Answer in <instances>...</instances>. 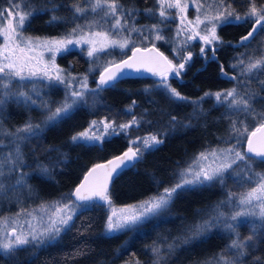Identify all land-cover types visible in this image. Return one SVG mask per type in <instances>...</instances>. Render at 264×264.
Segmentation results:
<instances>
[{
  "label": "snow or ice",
  "instance_id": "6c2138e0",
  "mask_svg": "<svg viewBox=\"0 0 264 264\" xmlns=\"http://www.w3.org/2000/svg\"><path fill=\"white\" fill-rule=\"evenodd\" d=\"M47 3V8L34 10V6L29 3V10L22 14L17 13L15 22L11 18L15 9L0 10V25L6 23V26L0 27V113L6 110L9 103L28 109L35 107L42 112L39 122H34L29 116L23 125L11 131L3 128L4 121L0 118V135L8 137L10 145L9 147L0 140V148H8L4 165L0 166V177H3L4 181L15 180L17 185L26 186V177L29 174L24 170L25 156L22 145L25 141L40 138L46 128L69 118L78 107H94L102 103L101 93L106 89L115 88L122 79L147 78L149 74L158 79H153L152 85L145 86L142 91L151 94L153 90H160L170 103L190 104L192 113L189 121L206 115L202 107L206 98L214 97L216 107L225 106L227 110L222 114V118L229 121V126L228 135L222 139L228 146L201 151L198 156L193 157V163L174 173L172 182L162 191L160 185L163 181L152 176L157 191L147 199L125 206L118 214L112 206L111 183L124 172L135 168L145 152L154 150L163 143L162 139H158L159 133L133 140L135 148L129 147L127 151L108 159L106 163H96L87 168L82 181L71 193L64 194L59 200L41 202L35 209L21 208L14 217H0V250L5 256H11L16 250L25 247L37 249L51 245L60 239L62 232L71 231L74 217L105 205L112 210L106 217L104 233L115 236L125 231H135L160 217L176 200L191 192L216 184L226 187V175H229L255 183V187L239 194L234 203V208L239 210L231 213L222 210L226 209L229 203H233L237 196L235 192H226V200L213 206L208 218L199 223L181 225V234L173 238L171 243H166L163 251L159 244L154 242L150 248L153 254L151 264H166L167 257L171 256L178 246L190 247L221 225L230 234V243L211 259L197 261L196 264H244L247 250L256 236V218H259L258 223L264 229V173L253 170V164L257 161L264 163V111L258 112L252 105L253 94L242 93L236 86L215 93L205 92L203 96L193 100L172 87L168 81L170 76L180 77L191 61V41L201 42V58L217 62L216 53L226 43L235 48H250L257 35L264 33V3H261L258 9L254 0H249L251 7L241 14L233 7V0H191L195 14L193 19H189V0H156L158 9L148 8L143 11L147 17L154 18L157 22L137 26L135 18L139 11L135 8L126 10L120 0H84L83 5H63L70 7L72 12L74 26L69 32L59 37L24 35L26 23H30L35 14L49 13V23L61 20V17L56 15L58 5L55 0H47ZM12 4L15 5L16 0H12ZM170 9H174L175 13L169 12ZM5 16L9 17L6 21ZM81 19L84 23L78 22ZM176 19L179 23L174 34L166 36L164 28ZM249 22L250 30L236 44L224 41L218 33V29ZM157 42L173 45L172 58L157 47ZM75 46H87L81 50L86 51L90 66L81 76H73L56 63L57 54H68ZM115 49L120 50L121 58L118 61L106 59L103 65L97 63L101 56L109 57ZM185 51L187 55H183ZM208 53H211L210 57ZM234 60L236 62L230 63L229 67L238 69L239 75L246 79L252 77L255 72V78L264 90V80H259V75H264V52L259 55L241 53L240 56L234 57ZM98 69L100 70L96 87L90 88L88 74ZM220 69L222 76L237 80L236 75L229 76L224 71L223 64H220ZM26 81L30 84L24 83ZM37 82L63 85V99H40V93L36 90ZM133 106L135 101L125 112L132 115ZM160 114L170 117L164 124V129L175 131L178 128L193 127L190 122L178 120L163 109ZM147 115L149 114L145 110L139 120L133 115V119L127 123H116L115 120L109 122L107 119L92 120L89 128L72 135L69 143L84 148H100L102 142L118 136L121 132L126 133L133 125L153 123L145 118ZM230 141L234 142L229 143ZM43 151H54L58 155L49 165L37 163L35 170L41 174L51 176V169L68 161L67 154L58 146H48L43 148ZM210 158V163H204ZM4 167L7 172L3 170ZM2 186L0 184V187ZM37 212L42 215L37 216ZM21 216L31 218L25 220L28 225L26 229L19 222ZM240 223L252 225L253 230L246 240L239 236ZM135 264H140V261L137 260ZM253 264H264V260L256 257Z\"/></svg>",
  "mask_w": 264,
  "mask_h": 264
},
{
  "label": "trees",
  "instance_id": "16d2710c",
  "mask_svg": "<svg viewBox=\"0 0 264 264\" xmlns=\"http://www.w3.org/2000/svg\"><path fill=\"white\" fill-rule=\"evenodd\" d=\"M10 1L0 0V10L5 11L9 8ZM254 2L256 5L260 4L258 3L260 1ZM30 3L34 8L48 7L47 0H33ZM55 3L58 5L56 15L61 17V20L49 23V13L35 14L31 17L30 23H26L24 33L29 36L59 37L71 30L74 26L71 8L63 5L75 3L83 5L84 0H55ZM120 3L126 10L135 8L139 11L135 18L138 26L156 23V19L147 17L143 11L148 8L155 9L156 0H120ZM78 22L84 23L83 19ZM249 28V24H240L218 29V33L224 41L236 44ZM260 39L264 41V33L258 34L251 47L247 49L231 47L227 43L222 45L216 53L218 62L211 59L202 61L198 55H193L181 76L171 77L168 82L184 96L193 100L203 96L205 92H217L236 86L242 93L253 94L252 105L258 112L264 111V90L255 78L256 73L254 72L252 77L246 79L239 75L238 69L229 67L230 63L236 62L234 57L240 56L241 53L250 55L258 53L261 45L264 47ZM165 46L163 42H157V47L167 55L168 49ZM108 58L119 60L120 50H112L111 56H101L99 60L105 61ZM56 61L63 69L79 73V75L87 72L90 66L89 58L82 50H72L65 55L60 54ZM220 64H223L224 71L229 76L236 75L237 80H229L222 76ZM93 76L91 75L90 78L88 75V82L94 83ZM152 78L148 76L147 78L122 79L115 88L106 89L101 93L102 103L94 107H78L69 118L46 128L40 138H30L25 141L22 145L25 156L24 170L29 174L26 177V186L17 185L15 180L4 181L3 177H0V184L3 185L0 187V215L13 211L17 207H33L41 202H49L71 193L87 168L127 147V139L123 134L102 142L100 148L71 145L70 137L85 129L92 120L104 118L119 123L132 120L133 115L139 120L146 110L149 115L145 118L152 120L153 123H141L139 126L132 127L130 131L135 134L159 133L158 139L163 140L156 149L145 152L143 159L136 164L135 168L124 172L111 183V199L115 204L132 203L154 194L157 189L152 182V176L163 181L160 185L162 190L172 182L174 173L187 165L189 159L196 153L227 145L222 139L228 135L229 126V121L222 118V114L227 110L225 106L216 107L213 98H206L202 104L206 115L189 121L192 113L190 104L170 103L160 90H153L151 94L142 91L145 86L152 85ZM259 80H264V75H259ZM53 88L57 86L44 87L40 97L50 101L60 100L59 91L52 90ZM133 101L135 106L131 108L132 115H129L125 109L132 106ZM161 109L178 120L190 122L193 127L178 128L175 131L164 129L163 126L170 117L169 115L161 116ZM29 116L34 122H39L42 112L35 107L28 109L9 103L6 110L0 113V118L4 121L3 128L8 131L23 125ZM0 140H3L5 145H9L8 137L0 135ZM48 146L60 147L68 157L66 164L51 169V176L35 170L37 163L49 165L55 161L58 155L56 152L43 151V148ZM7 151L8 148H0V166L4 165V156L7 155ZM259 165L264 166V163L259 162ZM3 170L7 172L6 167ZM225 184L227 186L229 183L225 181ZM204 188L208 191L206 197L191 192L171 205L169 211L174 214L171 222L153 219L135 231H125L111 236L104 233L107 209L105 206L97 207L74 217V226L71 231L62 232L60 239L51 245L37 249L25 247L16 250L11 256H5L0 251V264H123L137 260L145 264V259L152 255L151 246L164 231H169L180 223L194 222V215L199 208L203 207L205 217L209 216L213 206L224 201L220 196L228 191V188L222 185H219L217 190L211 186ZM84 229L87 230L84 231ZM218 231L224 230L213 229L200 242L190 247L179 246L171 257V263L196 264L197 261L211 259L215 254L222 252L229 242V237L226 233ZM259 243L255 249L248 251L244 264H253L256 257L264 260V236Z\"/></svg>",
  "mask_w": 264,
  "mask_h": 264
},
{
  "label": "rangeland",
  "instance_id": "374dc122",
  "mask_svg": "<svg viewBox=\"0 0 264 264\" xmlns=\"http://www.w3.org/2000/svg\"><path fill=\"white\" fill-rule=\"evenodd\" d=\"M30 1L32 2L33 0H16V4L14 5V4H12V0L10 1L11 2V5H10V7L9 8H7V9H5V11H11V10H13V9H15V11H13V14H12V19L14 20V22H15V18H16V16H17V13H23L24 11H26V10H29L28 8H27V5L30 3ZM247 1H249V0H233V6H234V8L237 10V12L238 13H241V14H243L245 11H247L251 6H249V7H245V3L247 2ZM255 1V0H254ZM257 1H260V2H258V3H264V0H257ZM189 3H190V7H189V9H188V12H187V16H188V18L189 19H193L194 18V14H195V10H194V8L191 6V0H189ZM31 4V3H30ZM32 4H34V2L32 3ZM31 4V5H32ZM17 5H18V7H17ZM257 6V8L259 9L260 8V5H256ZM159 8V4H157L156 3V6H155V9H158ZM35 8H33L32 10H34ZM169 12H171V13H175V10L174 9H170V10H168ZM9 17H7V16H5V21L8 19ZM96 19H99V17H96ZM83 22H84V20H83ZM156 22H157V20H156ZM154 22H152L151 24H153ZM178 23H179V21H178V19H176V20H174V21H171L170 23H169V25H168V27L167 28H164V34L166 35V36H172L173 34H174V32H175V30H176V27H177V25H178ZM151 24H148V25H151ZM245 25H247V24H249L250 25V28H251V23L249 22V23H244ZM2 26H6V23L4 24V25H0V27H2ZM137 26H138V24H137ZM163 27V26H162ZM250 28H249V30H250ZM248 30V31H249ZM70 31V30H69ZM68 31V32H69ZM24 35H26V36H29V35H27V34H25L24 33ZM260 41L262 42L263 40L262 39H260ZM166 46V49H168V54H167V56H169V58H172V52H171V47L173 46V45H169V44H166V43H164ZM200 46H201V42L200 41H191V42H189V50L192 52V56L193 55H198L200 58H201V55H200ZM87 46H75L74 48H73V50H81L82 48H86ZM84 53H85V55H86V51H83ZM261 52H264V47H263V45H261V48H260V50H258V53H255L254 55H259ZM188 53H187V51H185L184 53H183V55H187ZM210 54L211 53H208V56H210ZM47 55V54H46ZM58 55H60V54H57V56ZM87 56V55H86ZM108 59H112V58H108ZM201 60L202 61H206L205 59H203V58H201ZM56 63H57V61H56ZM97 63L98 64H100V65H103L104 63H105V61H103V60H98L97 61ZM58 64V63H57ZM60 66V65H59ZM61 67V66H60ZM62 68V67H61ZM99 70L100 69H98L96 72H93V73H90V74H88V75H90V78H91V75H94L93 76V79H94V83H91V82H88V86L90 87V88H95L96 87V83L98 82V79H99V75H98V73H99ZM66 72H70L69 70H66ZM73 76H81V75H83V74H85V73H83V74H81V75H79V73H72V72H70ZM169 78H171V76L169 77ZM152 79H158V78H152ZM24 83H26V84H30V82H24ZM47 82H43V83H40V82H37V91L40 93V95H42L41 94V91L42 90H44V87L46 88V87H55V86H57V88H53L52 90H55V91H59V95H60V100H62L63 99V96H64V91H65V89H64V86L63 85H47ZM59 87V88H58ZM231 88H233V87H229V88H227V89H225V90H230ZM222 91V90H221ZM212 93H215V92H212ZM57 97V96H56ZM40 99H42L41 97H40ZM60 100H58V101H60ZM213 100H214V97H213ZM38 102H39V99H38ZM41 118H42V116H41ZM101 120H105L104 118L103 119H97V121H101ZM129 121H131V120H129ZM129 121H127V122H129ZM91 122V121H90ZM90 122H89V124H88V126L85 128V129H83L82 131H85L86 129H88L89 128V125H90ZM109 122H111V121H109ZM127 122H119V123H127ZM136 125H133L132 127H135ZM131 127V128H132ZM131 128H129L127 131H126V133L125 132H121L120 134H123L124 136H126V139H127V147L126 148H124L122 151H124V150H126V149H128L129 147H133V148H135V146L136 145H134L133 143H132V141L133 140H138V138H144V137H149L150 135H153V134H135V132H131L130 131V129ZM119 134V135H120ZM234 141H231L230 143H233ZM228 146V144L227 145H225V146H216L215 148H217V147H227ZM246 147V144L244 145V148ZM212 149V148H211ZM211 149H207V150H211ZM121 151V152H122ZM202 151H204V150H202ZM201 152V151H200ZM200 152H198V153H196L193 157H195V156H198V154L200 153ZM120 153V152H119ZM118 154V153H117ZM116 155V154H115ZM114 156V155H113ZM193 157L191 158V159H189V161H188V163H187V165H185V166H183V167H181V168H185V167H187L189 164H191V163H193ZM211 162V158L208 160V161H204V163H210ZM262 165V164H261ZM261 165H259V161H257V163H255V164H253V170H254V172H259V173H264V166H261ZM254 180H255V177L253 178ZM225 181H227L229 184H227V186H226V189L228 188V191H226V192H229V191H231V192H235V193H237V196H236V198L234 199V201H233V203H229L228 205H227V208L226 209H222V210H225L227 213H231V212H233L234 210H239L238 208H234V203H235V201L236 200H238V198H239V194L240 193H243V192H246V191H248V190H250L252 187H255V183H252V182H248V181H242V180H240L239 178H237V177H234V176H229V175H226V180ZM213 189H215V190H217L218 189V187H219V185H214V186H211ZM75 188V187H74ZM74 190V189H73ZM163 190V189H162ZM161 190V191H162ZM192 193H195L196 195H199V196H203L204 195V197H206L207 196V194H208V191L203 187L201 190H199V191H194V192H192ZM222 199H224V200H226V193H224V194H222V196H220ZM60 198H57V199H55V200H52V201H49V202H55V201H57V200H59ZM72 199L74 200V198L72 197ZM144 199H147V197L146 198H143V199H140V200H138V201H135V202H132V203H127V204H115V203H113L112 204V206H113V208L117 211V213L119 214L120 213V210L122 209V208H124L125 206H127V205H130V204H133V203H136V202H139V201H141V200H144ZM40 204V203H39ZM39 204H37V205H35V206H33V207H29V208H27V207H17L15 210H13V211H9V212H7V213H5V214H2V215H0V217H14L15 216V214L17 213V211L19 210V209H21V208H27V209H35V208H37L38 207V205ZM105 207H106V209H107V215H110L111 214V210L112 209H110L107 205H105ZM170 209H168L167 211L168 212H165V213H163L160 217H158V218H156V219H159V220H161V221H164V222H171L173 219H174V214H172L170 211H169ZM173 213H174V211H173ZM36 215L37 216H40V215H42V213H39V212H37L36 213ZM195 218H194V222H190V224H193V223H199V222H201V220L202 219H206V218H208L209 216H206L205 217V212H204V210H203V207L202 208H199L197 211H196V213H195ZM107 217V216H106ZM175 218H177V216H175ZM29 219H31L30 217H26V216H21L20 218H19V222H20V224H23V226H24V228L26 229L27 227H28V225H27V223H25V220H29ZM45 219H47V217L45 216ZM256 220H257V223H256V227H255V232H256V236L253 238V241L251 242V244H252V246H250L249 248H248V250L247 251H249V250H253V249H255L257 246H258V243H259V241L263 238V236H264V229H262L261 227H260V225H259V223H258V220H259V218H256ZM33 223H36V221H32ZM106 222V221H105ZM184 224H188V223H180L178 226H173L172 228H170L169 229V231H164V233L162 234V236H160L155 242L156 243H158L159 244V246L161 247V249H162V251H163V249H164V247H165V244L166 243H171L172 242V239L173 238H175L176 236H178V235H180L181 234V231H182V229H181V225H184ZM104 226H105V224H104ZM216 229H218V230H224V231H218V232H224V233H226L227 235H228V237H230V234L228 233V231L226 230V229H224V227L221 225L220 227H218V228H216ZM253 229H252V225H251V223H240L239 224V226H238V232H239V236H240V238H242V239H247V237L249 236V234H250V232L252 231ZM212 232V231H211ZM228 243H230V239H229V242ZM260 244V243H259ZM179 247V246H178ZM177 247V248H178ZM0 251H2V250H0ZM3 252V251H2ZM174 254V253H173ZM173 254L171 255V256H168L167 257V262H166V264H172L171 263V257L173 256ZM152 259H153V254L151 255V257H149V258H146L145 259V261H146V263L145 264H151V261H152ZM204 261V260H203ZM136 262V261H135ZM135 262H129V263H123V264H135ZM140 264H142L141 262H140Z\"/></svg>",
  "mask_w": 264,
  "mask_h": 264
},
{
  "label": "water",
  "instance_id": "95a60500",
  "mask_svg": "<svg viewBox=\"0 0 264 264\" xmlns=\"http://www.w3.org/2000/svg\"><path fill=\"white\" fill-rule=\"evenodd\" d=\"M130 54V53H129ZM126 58V57H125ZM148 76H151L150 74L148 75ZM246 147H247V145H246ZM246 147H245V149H246ZM128 149H126V150H124V151H122V152H120V153H118V154H116V155H114V156H111V157H109V158H107V159H105V160H102V161H99V162H97V163H106V161L108 160V159H112V158H114L115 156H117V155H121L123 152H125V151H127ZM94 164H96V163H94ZM93 164V165H94ZM93 165H91L89 168H91ZM85 174V173H84ZM83 174V175H84ZM82 178H83V176H82ZM82 178L80 179V181L77 183V185L82 181ZM76 185V186H77ZM75 186V187H76ZM74 198V197H73ZM75 199V198H74Z\"/></svg>",
  "mask_w": 264,
  "mask_h": 264
},
{
  "label": "flooded vegetation",
  "instance_id": "af4514ba",
  "mask_svg": "<svg viewBox=\"0 0 264 264\" xmlns=\"http://www.w3.org/2000/svg\"><path fill=\"white\" fill-rule=\"evenodd\" d=\"M249 6H251V4L249 3V1H247L246 3H245V7H249ZM210 56H211V54H210ZM209 56V57H210Z\"/></svg>",
  "mask_w": 264,
  "mask_h": 264
}]
</instances>
